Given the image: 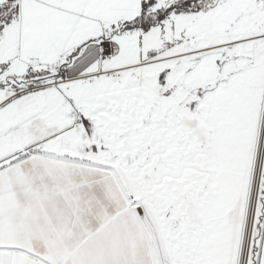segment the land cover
Here are the masks:
<instances>
[{
  "label": "snow or ice",
  "instance_id": "obj_1",
  "mask_svg": "<svg viewBox=\"0 0 264 264\" xmlns=\"http://www.w3.org/2000/svg\"><path fill=\"white\" fill-rule=\"evenodd\" d=\"M0 264H264V0H0Z\"/></svg>",
  "mask_w": 264,
  "mask_h": 264
}]
</instances>
